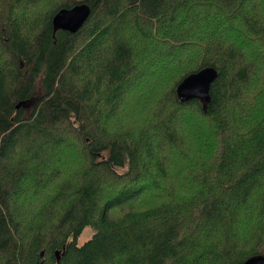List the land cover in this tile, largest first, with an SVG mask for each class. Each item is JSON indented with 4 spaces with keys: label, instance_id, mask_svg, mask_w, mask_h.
<instances>
[{
    "label": "trees",
    "instance_id": "trees-1",
    "mask_svg": "<svg viewBox=\"0 0 264 264\" xmlns=\"http://www.w3.org/2000/svg\"><path fill=\"white\" fill-rule=\"evenodd\" d=\"M82 3V27L54 32ZM206 67L203 111L176 88ZM258 254L264 0H0V264Z\"/></svg>",
    "mask_w": 264,
    "mask_h": 264
},
{
    "label": "water",
    "instance_id": "water-1",
    "mask_svg": "<svg viewBox=\"0 0 264 264\" xmlns=\"http://www.w3.org/2000/svg\"><path fill=\"white\" fill-rule=\"evenodd\" d=\"M90 12V7L84 3L77 4L69 9L64 8L59 10L52 18L53 31L77 32L88 19ZM216 77L217 71L213 67H206L189 74L176 88L178 99L181 102L198 99L203 111H206L210 101V86ZM22 105L26 104L20 102L16 105V108ZM240 264H264V255H253Z\"/></svg>",
    "mask_w": 264,
    "mask_h": 264
},
{
    "label": "rangeland",
    "instance_id": "rangeland-1",
    "mask_svg": "<svg viewBox=\"0 0 264 264\" xmlns=\"http://www.w3.org/2000/svg\"><path fill=\"white\" fill-rule=\"evenodd\" d=\"M70 143L73 145L75 143V141L72 140V141H70ZM65 156H66V151H64L62 153L61 158H64ZM28 184L29 183H26L25 187H27ZM92 233H93L92 228H90V227L85 228L84 231L82 232V234L78 238V244H82L84 241H86L88 238H90Z\"/></svg>",
    "mask_w": 264,
    "mask_h": 264
},
{
    "label": "bare ground",
    "instance_id": "bare-ground-1",
    "mask_svg": "<svg viewBox=\"0 0 264 264\" xmlns=\"http://www.w3.org/2000/svg\"><path fill=\"white\" fill-rule=\"evenodd\" d=\"M69 9V8H68ZM180 101V100H179Z\"/></svg>",
    "mask_w": 264,
    "mask_h": 264
}]
</instances>
